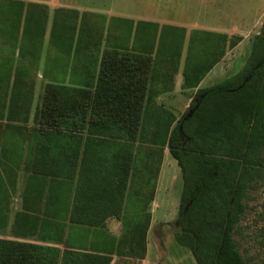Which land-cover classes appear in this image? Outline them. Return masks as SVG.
I'll return each mask as SVG.
<instances>
[{
	"label": "crops",
	"instance_id": "crops-1",
	"mask_svg": "<svg viewBox=\"0 0 264 264\" xmlns=\"http://www.w3.org/2000/svg\"><path fill=\"white\" fill-rule=\"evenodd\" d=\"M14 1L25 4L21 30L17 36L15 28L0 27V61L14 69L33 65L31 53L22 54L32 47L21 36L27 10L47 18V23L40 40L37 76L19 78L23 83H36L29 120L22 123L23 139L15 141L11 131L4 138L7 125L0 124V179L4 181L0 188V238L103 253L114 249L111 264H152L154 238L163 239L166 232H156L155 227L171 225L181 197L176 202L171 200L174 184L166 159L171 160L172 155L166 145L160 162L162 145L154 137L159 131L155 127L158 121L146 117L134 141L111 137L102 127L96 128L90 123V108L86 121L72 122L71 127L41 124L36 112L45 87L52 83L94 90L106 50L149 56L152 60L143 113L168 115L177 121L199 88L216 83L217 75L222 76L220 80L230 76L224 75L226 63L230 64L228 56L251 31H245L240 23L202 24V1L198 6L186 3L181 14L176 12L172 17L159 13L158 0H103L100 7L93 5V0ZM98 20H102L101 26ZM73 27V42L63 41V35L72 38ZM206 35L212 38L207 41ZM223 35H227L225 41ZM233 35L240 39L230 46ZM223 45V57L214 60ZM210 64L197 87L184 85L186 75L195 77ZM14 76L13 72L12 81ZM36 93L41 103H36ZM15 148H19L17 155ZM173 161L178 165L176 159ZM173 204L174 212H167ZM119 210L120 217L111 215ZM147 223L146 252L140 257L130 253L124 236L129 227ZM51 234L62 239L54 242L43 237ZM121 238L124 240L120 242Z\"/></svg>",
	"mask_w": 264,
	"mask_h": 264
},
{
	"label": "trees",
	"instance_id": "trees-1",
	"mask_svg": "<svg viewBox=\"0 0 264 264\" xmlns=\"http://www.w3.org/2000/svg\"><path fill=\"white\" fill-rule=\"evenodd\" d=\"M24 8L22 2L1 0L0 27H13L19 36ZM46 23L47 18L27 10L21 36L24 41L31 42L32 47L24 49L22 54L31 53L33 65L14 69L3 59L0 61V124L6 122L7 125L2 132L4 138L11 131L9 135H15V141L23 139L22 123L29 120L35 84L32 81L23 83L19 78L37 72L40 40ZM56 26L57 21L53 31ZM60 26L65 28L63 24ZM74 31L75 27L72 38L69 34L63 35V41L73 42ZM223 39L225 41L227 35H223ZM239 39L232 40L230 46ZM250 47V55L239 71L199 88L185 114L177 121L171 118L166 130L162 131V138L160 130L154 136L162 145L160 162L163 149L168 145L181 168L183 189L175 221V239L191 250L197 264H257L243 256L235 231L246 211L245 200L264 170V22ZM225 48L223 45L214 60L223 57ZM151 60L149 56L106 50L94 90L47 84L36 120L45 125L71 127L72 122L75 125L78 120L85 122L90 108L92 125L102 127V132L111 137L134 141L147 117L143 111ZM211 67L212 64L206 66L195 77L186 75L184 85L197 87ZM174 121L175 126L170 130ZM18 150H13L15 155ZM128 174L129 168L127 177ZM3 185L0 179V188ZM121 214L119 210L111 215L120 217ZM148 223L128 228L124 237L130 244V253L145 256ZM43 237L54 242L62 239L53 234ZM113 253L114 249L103 253L69 245L62 248L0 238V264H111Z\"/></svg>",
	"mask_w": 264,
	"mask_h": 264
},
{
	"label": "rangeland",
	"instance_id": "rangeland-1",
	"mask_svg": "<svg viewBox=\"0 0 264 264\" xmlns=\"http://www.w3.org/2000/svg\"><path fill=\"white\" fill-rule=\"evenodd\" d=\"M202 1V12L200 13L199 20L202 24L217 21H223L224 24L237 23L239 25H244V30H249V34L244 35V41L235 50H232L228 56L230 64L226 63L224 75H232L239 71L246 63L250 52H251V40L255 34L259 33L261 30V25L264 21V0H158L160 6V14L167 16H175L176 12L181 14V8L186 3H191L194 6H198V2ZM93 5L100 7L103 5V0H93ZM171 7L174 10L170 9ZM196 12H192L195 16ZM194 20V18H191ZM192 21V20H191ZM99 26L102 25V20H98ZM165 31V28L163 29ZM206 40L209 41L212 36L206 35ZM238 36L233 35L231 39L234 41ZM226 51V50H225ZM37 76V73L32 75ZM220 75H217L216 82L220 81ZM36 84V83H35ZM207 84H205L206 86ZM39 85H37L38 87ZM37 94L36 103H41V98ZM151 118L158 121L157 126L160 130L159 135L162 138L164 135V130H166L171 116L168 115H147V119ZM146 119V121H147ZM149 126V124H148ZM146 131H147V126ZM154 127V128H155ZM144 131V136L146 134ZM168 155L167 157H169ZM166 159L168 166V174L172 176L171 182H173L174 187L172 190L171 200L176 202L175 199L181 195L183 189V178L181 175V170L177 163ZM246 211L239 222L236 231L235 239L238 247L243 254V256L257 264H264V170L262 177L255 184V187L249 192L246 200ZM175 206L170 208L167 212H174ZM178 218V212L175 219L172 221L169 227L159 226L155 227L156 232L163 230L165 233L162 235L163 239H155L156 246L153 244L154 252L153 258L151 259L152 264H197L194 255L188 247L180 245L175 239L176 226L175 221ZM158 234V233H156ZM157 247V248H156Z\"/></svg>",
	"mask_w": 264,
	"mask_h": 264
}]
</instances>
